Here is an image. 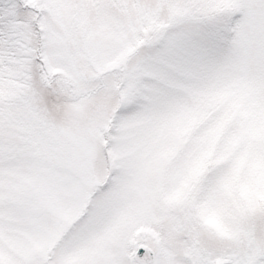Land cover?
Here are the masks:
<instances>
[{
	"label": "snow or ice",
	"instance_id": "snow-or-ice-1",
	"mask_svg": "<svg viewBox=\"0 0 264 264\" xmlns=\"http://www.w3.org/2000/svg\"><path fill=\"white\" fill-rule=\"evenodd\" d=\"M0 264H264V0H0Z\"/></svg>",
	"mask_w": 264,
	"mask_h": 264
}]
</instances>
